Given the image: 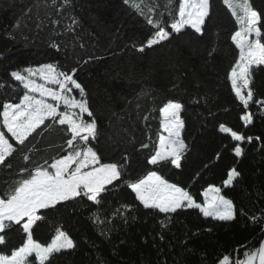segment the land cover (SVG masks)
I'll list each match as a JSON object with an SVG mask.
<instances>
[{
  "label": "snow or ice",
  "instance_id": "6c2138e0",
  "mask_svg": "<svg viewBox=\"0 0 264 264\" xmlns=\"http://www.w3.org/2000/svg\"><path fill=\"white\" fill-rule=\"evenodd\" d=\"M223 3L235 21L230 33L234 48L228 46L227 52L225 45L218 43V32L216 40L212 39V30L217 28L212 0H178V4L177 0H122L150 26L143 41L132 43L137 52L155 51L156 46L164 47L165 42L171 45L182 36L188 38L185 43L193 55V42L201 48L206 47L205 41L211 45L206 48L203 64H213L216 56H221V62L228 65L224 80L243 106L238 120L246 129L253 125L256 115L249 110L250 104L259 106V116L264 118V91H257L254 81L257 71L264 73V0L259 6L254 0ZM81 8L83 5L78 6L76 0H9L6 8L0 5V11L11 10L8 39L24 43L42 40L65 61L69 59V48L72 57L71 67L59 60L41 62L11 70L8 81L0 80V87L14 92L22 89L18 102L6 100L0 108V264H58V257L74 254L79 240L65 227V220L73 213L87 212L91 226L111 240L113 233L126 232L130 224L136 223L139 212L147 211L159 228L153 237L154 247L157 239L171 247L165 233L188 210L214 222H233L238 215H248L225 190L233 189L243 179L238 164L247 153L242 145L259 143L256 151L264 152V136L219 123L218 131L234 142L224 148L236 163L220 184L210 182L198 193L191 187L201 178L203 169L188 186L162 174L165 169L181 170L192 149L184 135L187 109L181 98L165 95L158 106L159 91L145 86L134 94V100H127L120 119L128 121L127 127L121 124L122 140L136 143L137 122L144 124L146 140L139 142L136 152L124 154H114L102 142L104 133L99 121L105 109L93 106L92 94L77 73L85 65L109 58L108 49L100 47V38L108 32L109 39H114L120 29L113 33L95 18H88L100 29L99 33L91 31L85 27L86 16L80 14ZM113 71L119 75L117 69ZM189 72L198 92L196 72ZM188 75L182 72L180 77L174 76L175 83L167 91L188 94V86L181 79ZM211 99L206 93H193L189 103L203 100L207 105ZM157 119L159 127L153 132L151 122ZM112 123L110 119V127ZM145 151L146 156L136 158ZM221 158L222 153L217 151L215 159ZM208 168L205 164L204 169ZM125 192L133 197L131 201L117 199ZM257 195L264 198V192L257 190ZM249 220L253 226L259 224V234L264 236V210L260 215L252 214ZM200 231L196 229L192 236H199ZM204 231L210 233L212 229ZM188 239L186 233L181 243L186 244ZM84 242H88L87 237ZM125 243L122 238L120 244ZM92 246L96 247L94 242ZM215 264H264V239L254 247L237 246L233 253L218 257Z\"/></svg>",
  "mask_w": 264,
  "mask_h": 264
},
{
  "label": "trees",
  "instance_id": "16d2710c",
  "mask_svg": "<svg viewBox=\"0 0 264 264\" xmlns=\"http://www.w3.org/2000/svg\"><path fill=\"white\" fill-rule=\"evenodd\" d=\"M8 2L9 0H0V5L6 8ZM21 2L22 0H17V3ZM160 2L163 3V0ZM212 2L216 12L214 20L217 24V28L212 30V39L216 40L215 34L218 32V43L224 44V51L227 52L228 46L234 48V45H231L230 33L234 30L235 21L223 0ZM254 2L259 6L261 0ZM76 3L78 6L83 5L80 14L86 16L85 27L91 31L99 33L100 29L90 23L88 18H95L100 25L112 29L113 33L120 29L119 35L114 39H109L108 32L100 38V47L108 49L109 58L99 63L85 65L77 73L92 94L93 106L105 109L103 118L99 121L101 131L104 133L102 142H106L114 154L133 153L139 149V142L146 140L147 136L144 124L142 122L135 124L136 143H129L121 138L123 134L121 124L127 127L128 121L126 119L122 121L120 117L124 116L127 100H134V94L139 93L145 86H150L159 91V98L156 101L158 106L165 95L183 100L187 109L184 135L186 141L192 145L187 163L181 170L165 169L162 174L171 181H180L182 186H188L192 185L195 174L203 169L201 178L191 187V190L197 193L210 182L220 184L226 176V171L236 161L224 148L225 145L234 142L230 136L218 131L219 123L239 127L251 135L264 136V118L259 116V106L250 104L249 110L256 114L253 125L245 129L238 120L243 106L234 98L230 84L224 80V70L228 65L221 62V56H216L213 64L204 65L206 48H210L211 45L205 41L206 47L201 48L198 42H193V46L196 47V55H193L192 48L185 43L188 38L184 36L179 40L174 39L171 45L165 42L164 47L156 46L155 51L146 50L145 53H139L131 45L143 41L149 34L150 26L146 25L143 18L133 9L123 5L122 0H76ZM84 8L88 10L87 13L83 11ZM11 22V10L0 11L2 54L0 80L8 81V72L11 70L41 62L59 60L61 63H67L69 67L72 66L70 48L69 59L65 61L64 56L48 47L45 41L29 40L24 43L22 40L8 39L6 28ZM170 65H175V68ZM113 69L119 71L118 76ZM190 69L196 72L200 81L198 92ZM182 72L189 73L187 78L181 77L183 84L188 86V94L167 91L175 83L173 77H180ZM254 81L256 90L264 91V73L257 71ZM11 83L16 84L14 81ZM193 93L197 96L206 93L212 99L207 105L203 100L198 104H192L189 100ZM19 95H22L20 88L14 92L11 88L0 87V108L6 100L18 102ZM226 108L227 112L224 111ZM112 112L117 115L111 116ZM210 112L214 115H210ZM155 115L158 118V112ZM110 119L113 121L111 127ZM151 123L154 132L159 127L158 119ZM242 146L246 148L247 153L238 164L243 179L233 189L225 191L229 197L234 198L238 208L242 207L248 215H238L233 222H214L188 210L182 213L175 220L171 230L165 233L166 241H171V247L167 242L161 243L158 239L154 247L153 237L159 228L156 220L151 218L147 211L139 212V220L130 224L126 232L113 233L111 240L99 235L91 226L86 219L87 212H81L79 215L73 213L65 220V227L78 238L79 247L72 255L58 257V264H165V261L166 264H215L218 257L225 253H233L239 245L256 246L264 236H260L259 224L253 226L249 216L260 215L264 210V198L257 195V190L264 192V175L259 174L264 172V152L256 151L259 143ZM217 151L222 153L220 160L215 159ZM146 155L147 151L141 152L136 158L142 159ZM205 164L209 165L208 169H204ZM117 199L131 201L133 197L125 192ZM207 228H211L212 231L210 233L204 231ZM196 229L201 230L200 234L193 237L192 232ZM47 231L51 233L52 229L48 228ZM186 233L189 237L188 242L182 244ZM85 237L88 238L87 243L84 242ZM122 238L127 243L120 244ZM93 242L96 247L92 246Z\"/></svg>",
  "mask_w": 264,
  "mask_h": 264
}]
</instances>
